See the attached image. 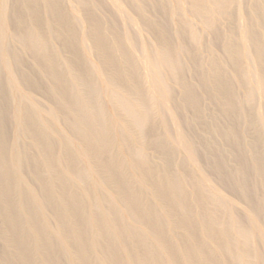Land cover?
<instances>
[{
	"label": "bare ground",
	"instance_id": "1",
	"mask_svg": "<svg viewBox=\"0 0 264 264\" xmlns=\"http://www.w3.org/2000/svg\"><path fill=\"white\" fill-rule=\"evenodd\" d=\"M0 264H264V0H0Z\"/></svg>",
	"mask_w": 264,
	"mask_h": 264
},
{
	"label": "rangeland",
	"instance_id": "2",
	"mask_svg": "<svg viewBox=\"0 0 264 264\" xmlns=\"http://www.w3.org/2000/svg\"><path fill=\"white\" fill-rule=\"evenodd\" d=\"M194 21H195V19H193ZM207 39H208V37H206ZM193 82H195V81H193Z\"/></svg>",
	"mask_w": 264,
	"mask_h": 264
}]
</instances>
